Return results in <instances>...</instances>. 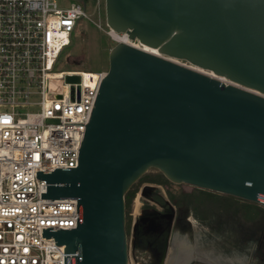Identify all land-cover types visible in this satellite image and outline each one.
Instances as JSON below:
<instances>
[{"label":"water","instance_id":"95a60500","mask_svg":"<svg viewBox=\"0 0 264 264\" xmlns=\"http://www.w3.org/2000/svg\"><path fill=\"white\" fill-rule=\"evenodd\" d=\"M104 11L146 50L116 43L78 167L37 173L41 200L77 201L76 229L41 234L65 246L64 264H129L125 196L150 170L264 209V0H104Z\"/></svg>","mask_w":264,"mask_h":264},{"label":"built area","instance_id":"2783aa9c","mask_svg":"<svg viewBox=\"0 0 264 264\" xmlns=\"http://www.w3.org/2000/svg\"><path fill=\"white\" fill-rule=\"evenodd\" d=\"M81 19L77 2L0 0V264H64L65 246L42 230L77 226V201L41 200L48 185L36 176L78 167L106 74L54 71Z\"/></svg>","mask_w":264,"mask_h":264},{"label":"rangeland","instance_id":"374dc122","mask_svg":"<svg viewBox=\"0 0 264 264\" xmlns=\"http://www.w3.org/2000/svg\"><path fill=\"white\" fill-rule=\"evenodd\" d=\"M55 1L60 8H69L73 3L71 0ZM85 13L87 19L78 22L76 30L71 35V45L57 61L55 72L77 71L96 74L108 71L109 52L116 43L105 33L108 27L105 22L104 0H85ZM181 65L185 64L181 62ZM30 111L36 112L37 109ZM146 183H152V186L157 187L156 196L160 198V203L168 202L173 208L181 210L178 219L185 213L182 204L185 201L190 202L187 211L189 210L194 217L188 218V224L196 238L204 236L199 248L205 251L207 256L210 254L208 258L213 262L211 264H215L217 260L220 263L216 264H264L262 207L188 185L172 184L154 170H150L140 183L131 188L129 192H134V197L127 202L125 200L129 264H169L167 261L169 249L177 243L171 240L173 231L169 228V233L164 238L167 250L165 259L162 258L163 254L160 251L151 247L154 241L149 238V234L156 233L158 226L164 224L165 219L162 217H149L140 235L135 240L132 239L131 226L139 214L138 196L141 187ZM182 223L185 224L184 221ZM184 224L182 225L185 226ZM153 227L156 228L155 231ZM179 239H183V236ZM247 243L249 246H246ZM247 251L250 252L249 256Z\"/></svg>","mask_w":264,"mask_h":264},{"label":"flooded vegetation","instance_id":"af4514ba","mask_svg":"<svg viewBox=\"0 0 264 264\" xmlns=\"http://www.w3.org/2000/svg\"><path fill=\"white\" fill-rule=\"evenodd\" d=\"M144 177V176H143ZM142 177V178H143ZM142 178L136 183H140ZM135 184V185H136ZM145 187H149L150 190L146 192L145 197H141V193L143 192V189ZM157 187L152 186V183H146L141 187V193L138 196V206H139V214H137L135 220L133 223L137 220L139 222L149 219V217H158V218H164V215L168 214V207L163 201L160 203L157 194ZM175 214L173 217V221L171 223V226L169 227L170 230H172V241L177 242L175 245H172L169 249V256L167 257V261L169 264H192V262H199V263H206L211 264V260L208 258L210 254H206L205 251H201L200 242L204 240L203 237H195L193 234V231L191 230V226L188 224L189 220L188 218L194 217L193 214L187 209H185V213L182 214V217L178 219L179 216V209H175ZM165 219V218H164ZM196 222L195 218H193ZM177 221H184V223H176ZM132 223V224H133ZM184 224L185 226H183ZM167 225V219L164 220V224L161 225V232L163 238L167 236L169 233V228H166ZM186 227V228H185ZM177 228V230H175ZM125 231H126V218H125ZM140 230L138 233V236L140 235ZM177 233V235H176ZM127 235V232H126ZM137 236V237H138ZM178 236V237H177ZM183 236V239H179ZM178 238V239H177ZM165 240V239H164ZM166 241V240H165ZM193 242V244H191ZM246 246H249L247 243ZM248 253V251H247ZM253 256V252L251 253ZM250 255V252L248 253V256ZM220 263L219 260L216 261V263ZM253 262V261H252ZM215 263V264H216Z\"/></svg>","mask_w":264,"mask_h":264},{"label":"trees","instance_id":"16d2710c","mask_svg":"<svg viewBox=\"0 0 264 264\" xmlns=\"http://www.w3.org/2000/svg\"><path fill=\"white\" fill-rule=\"evenodd\" d=\"M134 197V192H128V194L125 196V200L126 202L129 201L130 199H132ZM184 210L188 209V207L190 206V202L189 201H185L184 204H182ZM161 232V228L158 229V231L156 233H150L149 234V238L152 239L154 242L152 243L151 247L157 251H160V253H162L163 257L165 259V253H166V241L164 240V238L162 237V233ZM163 239V240H162Z\"/></svg>","mask_w":264,"mask_h":264},{"label":"bare ground","instance_id":"6f19581e","mask_svg":"<svg viewBox=\"0 0 264 264\" xmlns=\"http://www.w3.org/2000/svg\"><path fill=\"white\" fill-rule=\"evenodd\" d=\"M111 36H112V39H113L114 42L125 43L127 45H130V46H133V47H136V48H140V49L142 48V49L146 50L145 48L140 47V45L137 42L130 41L126 35H120V34L115 33L114 31H111ZM179 64H181V63H179ZM189 68L194 70V71H197L199 73H202V74H205V75H208V76H213L212 74L207 73V72H205V71H203L201 69H198V68H195V67H189ZM86 77L88 79H92L93 78V77L90 78L88 76H86ZM220 80L223 81L222 79H220ZM84 82L87 84L88 83L87 79H85Z\"/></svg>","mask_w":264,"mask_h":264}]
</instances>
